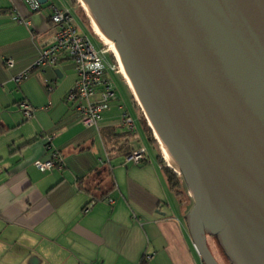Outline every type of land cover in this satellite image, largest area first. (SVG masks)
<instances>
[{"label":"crops","instance_id":"0c3cea01","mask_svg":"<svg viewBox=\"0 0 264 264\" xmlns=\"http://www.w3.org/2000/svg\"><path fill=\"white\" fill-rule=\"evenodd\" d=\"M76 6L49 0L36 12L22 0H0V264H202L186 222L191 196L171 188L123 73L111 74L117 98L98 125L85 126L66 102L77 80L72 61L35 66L56 41L52 7L73 15ZM69 71L70 87L60 91ZM23 103L33 108L29 118ZM142 150L143 163L128 160ZM54 151L65 166L40 170L35 163Z\"/></svg>","mask_w":264,"mask_h":264},{"label":"water","instance_id":"95a60500","mask_svg":"<svg viewBox=\"0 0 264 264\" xmlns=\"http://www.w3.org/2000/svg\"><path fill=\"white\" fill-rule=\"evenodd\" d=\"M79 1L184 180L202 264L209 238L264 264V0Z\"/></svg>","mask_w":264,"mask_h":264},{"label":"built area","instance_id":"2783aa9c","mask_svg":"<svg viewBox=\"0 0 264 264\" xmlns=\"http://www.w3.org/2000/svg\"><path fill=\"white\" fill-rule=\"evenodd\" d=\"M22 1L29 5L33 11L41 10L42 5L38 0ZM52 9L53 13L50 19L57 28L56 41L53 45L42 50L35 66L54 67L61 57H68L73 63L77 80L66 96V102L73 105L83 125H98L102 113L108 109L110 102L117 98L116 86L111 74L117 76L122 73V68L110 45L103 42L104 45L97 48L90 38L79 32L73 15L56 7H52ZM18 21L21 23V20ZM25 23L30 25L31 21ZM111 54H114L116 61L110 60ZM9 64L12 65V63ZM27 75L28 71L23 72L16 78V81H22ZM21 107L24 110V115L28 118L31 117V106L23 103ZM123 122L126 126L134 127L129 114L124 116ZM163 156L169 165V160L165 155ZM144 158L145 151L142 150L132 154L128 160L140 163ZM57 159H59V155L55 153L52 159L45 162L37 161L35 164L42 171L50 170L57 165L55 161ZM59 167H63V165L59 163ZM176 173L180 175L178 172ZM93 204L92 202L91 205Z\"/></svg>","mask_w":264,"mask_h":264},{"label":"rangeland","instance_id":"374dc122","mask_svg":"<svg viewBox=\"0 0 264 264\" xmlns=\"http://www.w3.org/2000/svg\"><path fill=\"white\" fill-rule=\"evenodd\" d=\"M79 1V0H78ZM79 4L81 5V10L76 6L74 7L73 9V15H74V18H75V24L79 30V32L82 34V35H85L87 36L88 38H90L92 40V42L94 43V45L97 47V48H101L102 45H104V40H102L101 36L96 32L95 30V26L93 25V22L91 21V18L88 16V13L87 11L84 9V7L82 6L81 2L79 1ZM101 37V38H100ZM111 43V42H110ZM112 53V52H111ZM111 57L113 60L116 61V59L114 58V54H111ZM68 75V78L66 80V83L65 85L61 86L60 87V91L64 88H68L70 87L69 83H67V81L71 80L72 77L74 78V72L73 71H69L67 73ZM73 75V76H72ZM124 75V74H123ZM125 77V76H124ZM45 83V86H46V89L47 91L51 90L49 87L52 85L53 87V83H47V81L45 80L44 81ZM131 87V86H129ZM59 91V90H58ZM49 94L53 93V91H49L48 92ZM46 95V94H45ZM50 104V103H49ZM46 108V107H44ZM128 108H130V106H128ZM33 109V108H32ZM144 113V112H143ZM155 136V135H154ZM147 147L155 153V149L151 144L147 143ZM161 147V146H160ZM157 150V149H156ZM161 151V155H162V158L163 160L165 161L166 163V160L164 158V154H163V151L160 149ZM167 165V163H166ZM189 200V199H188ZM208 245L210 247V250L211 252L213 253V255L215 256V258L217 259V261L220 263V264H230L225 258L224 256L222 255L221 253V250L219 249L218 245L212 240L209 238V242H208Z\"/></svg>","mask_w":264,"mask_h":264},{"label":"trees","instance_id":"16d2710c","mask_svg":"<svg viewBox=\"0 0 264 264\" xmlns=\"http://www.w3.org/2000/svg\"><path fill=\"white\" fill-rule=\"evenodd\" d=\"M50 87H52V85H51ZM50 87H49V88H50ZM70 91H71V90H70ZM70 91H69V92H70ZM69 92H68V93H69ZM67 95H68V94H67ZM67 95H66V96H67ZM68 104H69V103H68ZM32 114H33V109H32L31 116H32ZM26 118H28V117H26ZM133 123H134V122H133ZM145 123H147L148 131H149V138H148L149 142H151L153 145H156V146L159 148V150H160V149H161L160 144H159L158 140L156 139V137L154 136V132H153V130L151 129V127H150L148 121L145 120ZM133 125H134V124H133ZM128 127H129V126H128ZM129 129L133 130L134 128L129 127ZM132 132H133V131H132ZM48 136H50V135H47V134H46V135H43L44 138H47ZM43 137H42V138H43ZM55 153H57V154L59 155V159L55 160V161H56V164H57V165L55 166V168L59 167V163L62 164L63 166H65L63 156H61L57 151H54L52 155H54ZM161 156H162V155H161ZM52 158H53V156H52ZM52 158H51V159H52ZM144 161H145V158H144L140 163H143ZM163 163H164V165H165V161H164V160H163ZM164 168H165V171H166V173H167V176H168V182H169L171 188L175 189L176 192H178L179 194L182 193V192H185V190H187V187H186V185H185V183H184V180H183L182 176H181V175H178V174H177V173H176L171 167H168L167 165H165ZM95 202H96V200L93 201V203H95ZM91 203H92V202H91ZM91 203L85 208V212H87L86 210L89 209V208L92 206ZM192 206H193V201H192V203H191V205H190L189 210L191 209ZM210 239H212V240L214 241L213 238H210ZM214 242H215V241H214ZM215 243H216V242H215Z\"/></svg>","mask_w":264,"mask_h":264},{"label":"bare ground","instance_id":"6f19581e","mask_svg":"<svg viewBox=\"0 0 264 264\" xmlns=\"http://www.w3.org/2000/svg\"><path fill=\"white\" fill-rule=\"evenodd\" d=\"M83 7H84V9L86 10V8H85V6L83 5ZM94 25V24H93ZM95 26V25H94ZM95 30H96V32L101 36V34L99 33V31L97 30V28L95 27ZM102 37V36H101ZM100 37V38H101ZM102 40H104V42L106 43V44H108V45H110L111 46V49H112V51H113V43L111 42H106V40L102 37L101 38ZM114 52V51H113ZM115 54V53H114ZM122 73L124 74V72H123V70H122ZM124 76L126 77V75L124 74ZM127 78V77H126ZM129 83V82H128ZM130 85V84H129ZM163 153H164V155H165V157H166V159L167 160H169L170 161V159L167 157V155L165 154V152L163 151Z\"/></svg>","mask_w":264,"mask_h":264}]
</instances>
